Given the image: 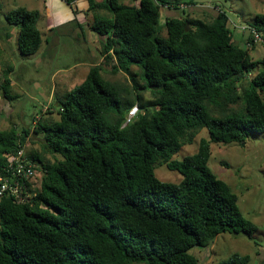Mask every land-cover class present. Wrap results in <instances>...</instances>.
Returning <instances> with one entry per match:
<instances>
[{
    "label": "trees",
    "instance_id": "16d2710c",
    "mask_svg": "<svg viewBox=\"0 0 264 264\" xmlns=\"http://www.w3.org/2000/svg\"><path fill=\"white\" fill-rule=\"evenodd\" d=\"M62 1L77 14L78 0ZM120 1L88 0V10L111 16H98L90 26L104 38L101 61L67 93L59 120L40 118L31 131H0V163L26 137L41 147L26 152L40 173L35 197L26 204L0 198V264H198L189 254L193 247L206 248L222 233L256 232L208 160L210 143L238 144L264 132V58L253 60L233 42L221 10L209 22L166 18L162 36L164 0H137V6ZM39 18L37 10L24 8L5 15L18 28L22 56L41 47ZM250 26L264 38V15ZM108 62L112 74L126 75L132 89L146 90L150 99L123 98L128 90L101 75ZM133 67L140 70L141 87ZM10 86L8 78L0 86L8 100ZM239 102L241 113L229 110ZM134 106L137 116L123 127ZM212 109L221 116L211 115ZM200 129L208 140H200L194 155L172 160ZM160 165L181 180L159 181L154 170ZM248 262L249 256L235 254L217 264Z\"/></svg>",
    "mask_w": 264,
    "mask_h": 264
},
{
    "label": "rangeland",
    "instance_id": "374dc122",
    "mask_svg": "<svg viewBox=\"0 0 264 264\" xmlns=\"http://www.w3.org/2000/svg\"><path fill=\"white\" fill-rule=\"evenodd\" d=\"M43 1L0 0V33L2 36H9L6 51L0 52V86L6 78L11 82L7 95L10 100L3 98L0 89V131L11 128L31 131L40 118L58 121L60 103L65 100L67 93L85 80L91 66L100 64L101 61L100 51L104 38L93 32L90 26L94 18L111 17L110 14L104 9L90 10L86 14L90 17L93 15V19L90 18L89 25L85 24L79 30L72 24L77 23L73 18L76 14L69 8L66 12L59 11L61 19L65 21L63 25L53 26L52 32H47L46 23L55 24L56 19L45 18ZM93 1L98 3L103 0ZM164 1L168 5L159 6V31L162 36L166 34V18L189 17L209 22L221 10L227 15V27L231 31L233 42L240 48L249 50L253 60L264 58V44L247 48V40L251 36L249 27L256 15H264V0ZM86 2L89 7L88 0ZM81 3L82 1L80 7H75L76 10L81 8ZM120 3L127 6L138 5L137 0H121ZM17 8L38 10L41 14L37 28L42 34V44L33 56L19 54L16 44L18 28L5 22V15ZM51 37L59 43L45 52L47 42L52 43ZM110 67V62L103 64L101 75L120 89L128 90V93L122 91L123 98L132 100L134 95L139 94L146 101L150 99V93L144 89L133 90L132 82L127 76L122 73L112 74ZM132 71L137 74L136 82L141 87L143 79L140 70L133 67ZM242 109L240 102L229 107L230 111L239 113ZM211 115L221 116V113L212 109ZM202 139L208 140L206 129H200L192 142L182 146L172 156V160L181 161L194 155ZM24 145L26 152L41 149L39 144L32 145L30 139ZM45 156L48 160H54L50 154ZM208 167L237 196L242 216L255 225L256 232L252 237L242 233H222L208 247H193L189 254L198 259V264H217L235 254L249 256L248 264H264V132L250 133L238 144L210 143ZM154 174L164 183L177 184L181 180L179 173L170 171L163 165L156 166Z\"/></svg>",
    "mask_w": 264,
    "mask_h": 264
},
{
    "label": "built area",
    "instance_id": "2783aa9c",
    "mask_svg": "<svg viewBox=\"0 0 264 264\" xmlns=\"http://www.w3.org/2000/svg\"><path fill=\"white\" fill-rule=\"evenodd\" d=\"M249 28L251 43H247V48L251 49L253 45L264 44V38L251 26ZM138 112V107L134 106L128 112L123 127L131 123ZM28 141L29 137H26L25 142ZM39 188L40 173L37 165L26 155L25 145L17 152L8 154L6 160L0 163V198L8 196L18 204H26L35 197Z\"/></svg>",
    "mask_w": 264,
    "mask_h": 264
},
{
    "label": "crops",
    "instance_id": "0c3cea01",
    "mask_svg": "<svg viewBox=\"0 0 264 264\" xmlns=\"http://www.w3.org/2000/svg\"><path fill=\"white\" fill-rule=\"evenodd\" d=\"M81 1H82L81 8L77 10V14L75 16L73 15V18L75 17L74 20L77 21V23H72L73 26H75V28L79 30H81L82 26H84L85 24L89 25L90 18L93 19V15L92 17H90L89 14H86L90 12V10H88V5H87L86 0H80V1L78 0L75 3V7H80L79 4ZM43 5H44L43 10L45 11V18H47V20L50 18L56 19L55 24H52L51 22H49V24L46 23L47 32H50L53 26L59 27L61 24L63 25V22L65 21L61 19V14L59 11L66 12V10L69 9L70 7L69 6L67 7L66 3H64L62 0H44ZM8 37L9 36L7 34H4L2 36V34L0 33V52L6 51ZM51 40H52V43L47 42L46 48L44 50L45 52L49 51V48L51 46H55L56 44L59 43L58 40L55 38L51 37Z\"/></svg>",
    "mask_w": 264,
    "mask_h": 264
},
{
    "label": "water",
    "instance_id": "95a60500",
    "mask_svg": "<svg viewBox=\"0 0 264 264\" xmlns=\"http://www.w3.org/2000/svg\"><path fill=\"white\" fill-rule=\"evenodd\" d=\"M185 29L188 30V24L187 23H185Z\"/></svg>",
    "mask_w": 264,
    "mask_h": 264
}]
</instances>
